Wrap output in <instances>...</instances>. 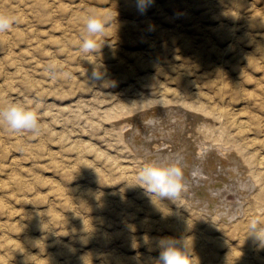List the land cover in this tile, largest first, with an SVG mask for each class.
<instances>
[{
  "label": "rangeland",
  "instance_id": "rangeland-1",
  "mask_svg": "<svg viewBox=\"0 0 264 264\" xmlns=\"http://www.w3.org/2000/svg\"><path fill=\"white\" fill-rule=\"evenodd\" d=\"M0 13L14 17L7 33H0V107L39 102L41 123L38 135L14 133L0 123V264H86L89 258L87 264H154L159 240L171 236L189 239L198 264L264 263V244L249 230L255 219L264 226V180L251 178L253 187L247 186L236 216L225 220L201 210L184 191L175 202L152 196L137 185V173L160 140L143 142L134 125L139 113L155 112L157 101L201 106L204 112L189 110L184 134L199 126L209 139L224 134L254 154L253 167L264 170V0H150L144 10L138 0H0ZM90 14L112 22L96 37V53L85 55L80 44ZM185 39H193L189 48ZM94 65L101 78L93 77ZM118 230L124 232L119 236Z\"/></svg>",
  "mask_w": 264,
  "mask_h": 264
},
{
  "label": "bare ground",
  "instance_id": "bare-ground-1",
  "mask_svg": "<svg viewBox=\"0 0 264 264\" xmlns=\"http://www.w3.org/2000/svg\"><path fill=\"white\" fill-rule=\"evenodd\" d=\"M197 16V15H196ZM237 18V16H236ZM165 26V25H164ZM182 28V27H181ZM185 31V30H184ZM231 31V30H230ZM229 31V32H230ZM227 32V33H229ZM7 33V32H6ZM232 33V32H230ZM125 34V33H124ZM237 34V33H236ZM175 35V34H174ZM180 35V34H179ZM154 36V35H153ZM233 36V34H232ZM234 36H235V32H234ZM11 37V36H10ZM9 37V38H10ZM141 37V36H140ZM183 37L185 38V36L183 35L182 36V39ZM236 37V36H235ZM237 38V37H236ZM184 40V39H183ZM191 40L193 39H185V46L187 45L188 48L189 46L191 45ZM235 40V38H234ZM165 41V40H164ZM233 41V40H232ZM237 41V40H236ZM230 42V41H229ZM232 43V42H231ZM194 44V43H193ZM195 46V45H194ZM13 47V46H12ZM197 48V47H196ZM229 48V47H227ZM191 49V48H190ZM148 50V49H147ZM204 50V49H203ZM222 50V49H221ZM11 51V50H10ZM199 52V51H198ZM201 52V51H200ZM54 53V52H53ZM198 54V53H197ZM4 55V54H3ZM148 56V55H147ZM139 57V56H138ZM151 57V56H150ZM159 57V56H157ZM18 58V57H16ZM204 58V57H203ZM207 59V58H206ZM138 60V58H137ZM143 60V59H142ZM223 60V59H222ZM139 61V60H138ZM159 61V60H158ZM208 61V60H207ZM210 61V60H209ZM137 62V61H136ZM188 62V61H187ZM139 63V62H137ZM141 63V61H140ZM184 63V61H183ZM4 64V63H3ZM189 64V63H188ZM187 64V65H188ZM122 65V64H121ZM125 67V66H124ZM136 67L135 65L131 66V68L129 67L128 70L130 72H133L136 70ZM125 69L127 70V66L125 67ZM143 69V68H142ZM179 69V68H177ZM15 70V69H14ZM181 70V69H180ZM183 71V70H182ZM224 72V71H223ZM170 74V73H169ZM181 74H179L180 76ZM185 74H183L184 76ZM141 77V76H140ZM181 77V76H180ZM216 77V76H215ZM182 78V77H181ZM29 80V79H28ZM72 80V79H71ZM33 81V80H32ZM31 81V82H32ZM3 82V81H2ZM225 82V81H224ZM222 82V83H224ZM189 83V82H188ZM1 86V85H0ZM222 87V85H221ZM2 88V87H1ZM222 90H223V87H222ZM15 91V90H14ZM170 91V90H169ZM10 92V91H9ZM177 94V93H176ZM175 94V95H176ZM199 94V93H198ZM164 100V99H163ZM173 100V99H172ZM1 102V101H0ZM176 102V101H175ZM146 103V102H145ZM158 103V101H157ZM155 104L154 105V109L153 106H152V110L154 109L155 112H150L149 110H146L144 112H141L139 113L137 116H136V120H135V124L136 125V133H139L140 132V135L137 134V136L139 135L140 136V139L142 138V141H146V140H149V139H152L155 137V140L159 139L160 140V143L159 145H156V147L153 149L154 151H149L147 153H145L146 156H148V158L150 160L152 159H156L158 160V162L161 160L162 157L164 156H175L179 159H181L183 162H184V166L187 170L188 173H191V172H196L198 173V175L195 177V178H189V181H188V187L186 188V190L184 192H186V195L188 198L190 197L192 202H194V204L199 207L201 210L205 211L206 213L210 214V215H214L215 217H221L223 218V220L225 219H228L229 217H232V216H236L237 214V209H238V205L239 203L243 204L242 203V200L244 201L243 198H245L248 191L247 189L250 188V187H253V183L251 182L252 179L256 180L257 182H261L264 180V170H258L256 169L255 167H253L254 163H255V155L254 154H247L245 153V149L242 147V145H240L239 143H231L230 141L226 140L225 138H223V135H221L220 133V136L219 137H213L211 139H209L207 137V135L205 133H203L201 130H200V126L199 128H193L190 130L189 134H184L185 133V129H186V126L185 123L189 122L191 120L190 117V114H189V110L190 109H193V111L195 112L194 108H193V104H189V106H187V108H181L178 104H177V107L175 106H163L161 104ZM160 103V102H159ZM177 103V102H176ZM179 103V102H178ZM187 103V102H186ZM205 104V103H204ZM161 105V106H160ZM193 105V106H192ZM149 106V105H147ZM150 107V106H149ZM210 107V106H209ZM147 108V107H146ZM181 108V109H180ZM196 111L199 110V112L201 110H203V108H201V106H197L196 108ZM191 111V110H190ZM205 110H203L204 112ZM221 112V111H220ZM191 113V112H190ZM223 113H224V110H223ZM229 113V112H228ZM192 114V113H191ZM194 114V113H193ZM203 114V113H202ZM132 115V114H131ZM113 116V115H112ZM189 116V117H188ZM134 117V116H133ZM210 118V117H209ZM197 120V119H196ZM216 120V119H215ZM132 121V120H131ZM134 121V120H133ZM195 121V120H194ZM244 124V123H243ZM131 125V123H130ZM139 125V126H138ZM239 125H240V122H239ZM242 125V124H241ZM240 125V126H241ZM133 126V125H132ZM202 126V125H201ZM204 126V125H203ZM248 126V125H247ZM187 130L189 129V126H187ZM249 127V126H248ZM131 128V127H128V129ZM145 128H146V133L143 135V129H144V132H145ZM190 128H192L190 126ZM206 128V127H205ZM241 128V127H240ZM138 129H141L142 131L138 130ZM202 129V128H201ZM209 129V128H208ZM187 130H186V133H187ZM207 130V129H206ZM240 130V129H239ZM189 131V130H188ZM205 131V130H204ZM142 132V134H141ZM232 132V131H231ZM237 132V131H236ZM21 133V132H20ZM135 133V134H136ZM149 133H152L151 135ZM224 133V132H223ZM239 133V131H238ZM241 133V132H240ZM239 133V134H240ZM1 134V133H0ZM42 134V133H41ZM154 134V136H153ZM184 134V135H183ZM21 135V134H20ZM148 135H150V137H148ZM226 135V134H225ZM4 137V136H3ZM134 137V136H133ZM136 137V136H135ZM134 137V139H135ZM245 137V136H244ZM243 137V138H244ZM252 137V136H251ZM137 138V137H136ZM157 138V139H156ZM257 138V137H256ZM4 139V138H3ZM138 139V138H137ZM240 139V138H238ZM153 140V139H152ZM241 140V139H240ZM247 140V138H246ZM143 141V142H144ZM232 141V140H231ZM239 141V140H238ZM135 144H136V147L138 148H142L141 145L139 144V140H135L134 141ZM148 143V142H147ZM263 143V142H261ZM9 145V143H8ZM149 145V144H148ZM257 145V144H256ZM30 146V145H29ZM256 148V147H255ZM16 149V148H15ZM39 149V148H38ZM254 151V150H253ZM262 152V151H261ZM258 154V153H257ZM261 153H259L258 155H260ZM55 155V154H53ZM85 155V154H84ZM7 156V155H6ZM257 156V155H256ZM17 159V158H16ZM260 163H264V156L263 158L260 159ZM19 161V159H18ZM51 161V160H50ZM12 163V162H11ZM15 163V162H14ZM18 163V162H17ZM16 165V164H15ZM1 166V165H0ZM16 167V166H15ZM82 167L84 170H88V164L86 162H82ZM236 167V169L234 168ZM1 168V167H0ZM129 168V167H128ZM124 170V169H123ZM130 171V170H129ZM39 172V171H38ZM12 173V172H11ZM85 173V172H84ZM89 173V172H88ZM87 173V174H88ZM63 174V173H62ZM18 175V174H17ZM69 175V174H68ZM130 175V174H129ZM13 176V175H12ZM15 176V175H14ZM13 176V177H14ZM66 176V175H65ZM17 178V177H16ZM15 178V179H16ZM252 178V179H251ZM14 179V178H12ZM18 179V178H17ZM90 180V179H89ZM58 181V180H57ZM16 182V181H15ZM255 182V181H254ZM40 183V182H39ZM108 183V182H107ZM133 183V182H132ZM256 183V182H255ZM263 184V183H262ZM250 186V187H247V186ZM257 185V184H255ZM18 186V185H17ZM3 187V186H2ZM81 187V186H80ZM245 187L244 190H242L243 188ZM255 187V186H254ZM14 188V187H13ZM39 188V187H38ZM88 188V187H87ZM91 188V187H90ZM230 189V190H227V189ZM59 189V188H57ZM66 190V189H65ZM83 190V189H82ZM139 190V189H138ZM252 190V189H251ZM31 191V190H30ZM88 191V190H87ZM91 191V190H90ZM137 192V191H136ZM135 192V193H136ZM183 192V193H184ZM251 192V191H250ZM261 192V191H260ZM15 193V192H14ZM83 194V192H81ZM252 193V192H251ZM254 193V192H253ZM146 194V193H144ZM148 194V193H147ZM261 193L258 194V196L260 195ZM51 195V194H50ZM85 195V194H84ZM88 195V194H87ZM86 195V196H87ZM138 195V194H137ZM230 195H232V197H230ZM248 195V194H247ZM81 196V195H80ZM89 196V195H88ZM251 196V195H250ZM249 196V197H250ZM97 197V196H96ZM109 197V196H108ZM148 197V195L146 196ZM5 198V197H4ZM12 198V197H11ZM79 198H82V197H79ZM86 198V197H85ZM90 198V196L88 197ZM105 198V197H104ZM103 198V199H104ZM112 198V197H111ZM149 198V197H148ZM155 198V197H154ZM251 198V197H250ZM83 199V198H82ZM102 199V198H101ZM140 199V198H139ZM147 199V198H146ZM227 199V200H226ZM259 199V198H257ZM8 200V199H6ZM86 200V199H85ZM96 200V199H95ZM150 200V199H149ZM151 200L153 201V199L151 198ZM157 200V199H156ZM159 200V199H158ZM252 199H250L251 201ZM256 200V199H255ZM81 201V199H80ZM83 201V200H82ZM104 201V200H103ZM101 201V202H103ZM113 201V200H112ZM120 201V200H119ZM127 201V200H126ZM146 201V200H144ZM143 201V202H144ZM246 201V200H245ZM248 201V200H247ZM246 201V202H247ZM28 202V201H27ZM53 202V201H52ZM83 202H86V201H83ZM105 202V201H104ZM107 202V201H106ZM124 202V201H123ZM139 202V201H138ZM141 202V203H143ZM148 202V201H147ZM164 202V201H163ZM79 203V202H78ZM96 203V202H95ZM113 203V202H112ZM118 203V202H117ZM126 203V202H125ZM149 203V202H148ZM158 203V202H157ZM191 203V202H190ZM217 203H220L223 208L222 209H216V205ZM254 203V202H253ZM98 204V203H96ZM101 203H99L100 205ZM138 204V203H137ZM155 204V203H153ZM163 205L165 203H162ZM179 204V203H178ZM240 204V205H241ZM5 205V204H4ZM112 205V204H111ZM151 205V204H150ZM166 205V204H165ZM193 205V204H192ZM220 205V206H221ZM249 205V204H248ZM87 206V205H86ZM119 206V205H118ZM127 206V205H126ZM154 206V205H153ZM152 206V207H153ZM156 206V204H155ZM181 206V205H180ZM247 206V205H246ZM250 206V205H249ZM75 207V206H74ZM84 207V206H83ZM100 208H102L101 206H99ZM104 207V206H103ZM108 207V206H107ZM125 207V206H124ZM123 207V208H124ZM151 207V209H152ZM159 207V206H158ZM172 207V206H171ZM5 208V207H4ZM11 208V207H10ZM85 208V207H84ZM106 208V207H105ZM110 208V207H108ZM114 208H118L117 206H115ZM167 208V207H166ZM170 208V207H169ZM245 208V207H244ZM92 209V208H90ZM115 209V210H116ZM150 209V208H149ZM156 209V208H155ZM159 209V208H158ZM162 208H160L161 210ZM173 209V208H171ZM252 209V208H251ZM6 210V208L4 209ZM109 210V209H107ZM154 210V208H153ZM157 210V209H156ZM154 210V211H156ZM165 210V209H164ZM176 210V209H175ZM199 210V209H198ZM237 210V211H236ZM244 210V209H243ZM46 211V210H45ZM48 211V210H47ZM59 211V210H58ZM85 211V210H84ZM132 211V210H131ZM149 211V210H148ZM172 211V210H171ZM242 211V210H241ZM252 211V210H250ZM51 212V211H50ZM80 212V211H79ZM111 212V211H110ZM113 212V211H112ZM134 212V211H133ZM150 213L153 212V211H149ZM170 212V211H169ZM199 212V211H198ZM244 212V211H242ZM249 212V211H248ZM95 213V212H94ZM202 213V211H201ZM200 213V214H201ZM115 214V213H114ZM126 214V213H125ZM166 214V213H165ZM169 214V213H167ZM171 214V213H170ZM176 214V213H175ZM180 214V213H179ZM177 214V215H179ZM207 214V215H208ZM241 214V213H240ZM251 214V213H250ZM48 215V214H47ZM127 215V214H126ZM142 215V214H141ZM149 215V214H148ZM147 215V216H148ZM204 215V214H203ZM256 215V214H255ZM260 215V214H259ZM264 215V214H263ZM64 216V215H63ZM62 216V217H63ZM155 216V215H154ZM165 216V215H164ZM168 216V215H167ZM246 216V215H245ZM50 217V216H49ZM57 217V216H56ZM101 217V216H99ZM126 217V216H125ZM124 217V218H125ZM153 217V216H152ZM180 217V216H179ZM178 217V219H179ZM254 217V216H253ZM65 218V217H64ZM98 218V217H97ZM133 218V216H132ZM151 218V217H150ZM164 218V217H163ZM171 218V217H170ZM214 218V217H213ZM2 219V218H1ZM35 219V218H34ZM51 219V218H50ZM57 219V218H56ZM123 219V218H122ZM131 219V217H130ZM169 218H167L166 220H168ZM175 219V218H174ZM177 219V220H178ZM253 219V218H252ZM47 220V219H46ZM98 220V219H97ZM105 221V219L102 218V221ZM128 220V219H127ZM144 220V219H143ZM164 220V219H163ZM176 219L174 220V223L175 221H177ZM180 220V219H179ZM232 220V219H231ZM257 220V219H255ZM88 221V220H87ZM90 221V220H89ZM95 221V220H94ZM100 221V220H99ZM107 221V220H106ZM105 221V222H106ZM125 221V220H123ZM129 221V220H128ZM133 221V220H132ZM154 221V220H153ZM181 221V220H180ZM179 221V222H180ZM247 221V220H246ZM251 221V220H250ZM40 222V221H39ZM58 222V221H57ZM56 222V223H57ZM93 222V221H92ZM130 222V221H129ZM142 222V221H141ZM165 222V221H164ZM171 222V221H170ZM183 222V221H182ZM181 222V223H182ZM191 222V221H189ZM37 223V222H36ZM84 223L87 224V222H83L81 225L83 226ZM102 223V222H101ZM121 223V221H120ZM118 224L121 226V224ZM132 223V222H131ZM144 223V221H143ZM154 223V222H153ZM166 223V222H165ZM168 223V222H167ZM185 223V222H184ZM246 223V222H245ZM250 223V222H249ZM248 223V224H249ZM106 224V223H105ZM127 224V223H126ZM133 224V223H132ZM136 224V223H135ZM145 224V223H144ZM148 224V223H147ZM145 224V225H147ZM170 225L172 223H169ZM188 224V223H187ZM192 224V222H191ZM195 224V222H194ZM26 225V224H25ZM30 225V224H29ZM97 225V224H96ZM103 225V224H102ZM108 225V224H107ZM129 225V224H128ZM143 225V224H142ZM144 225V226H145ZM152 225V224H151ZM150 225V226H151ZM193 225V224H192ZM241 225V224H240ZM88 225H86L87 227ZM132 226V225H131ZM130 226V227H131ZM138 226V225H137ZM140 226V225H139ZM167 226V225H166ZM177 226V225H176ZM179 226H180V223H179ZM188 226V225H187ZM190 226V225H189ZM194 226V225H193ZM192 226V227H193ZM196 226V225H195ZM2 227V226H1ZM52 227V226H51ZM89 227V226H88ZM92 227V225H91ZM95 227V226H94ZM117 227V225H116ZM126 227V226H125ZM133 227V226H132ZM142 227V226H140ZM174 226H168L167 228H172ZM191 227V226H190ZM191 227V228H192ZM200 227V226H199ZM209 227V226H208ZM62 228V227H61ZM81 228V227H80ZM93 228V227H92ZM124 228V227H123ZM135 228V227H134ZM147 228V227H146ZM151 228V227H150ZM157 228V227H156ZM177 228V227H176ZM186 228V226H185ZM188 228V227H187ZM194 228V227H193ZM239 228H241L239 226ZM250 228V227H249ZM83 229V228H81ZM87 228H85L86 230ZM100 229V227H99ZM132 229V228H131ZM138 229V227H137ZM140 229V228H139ZM138 229V230H139ZM154 229V228H153ZM162 229V228H161ZM175 229V228H174ZM206 229V228H205ZM246 229V228H245ZM31 230V229H30ZM47 230V229H46ZM98 230V228H97ZM96 230V231H97ZM125 230H128L127 228ZM136 230V229H135ZM144 230V229H143ZM148 230V229H147ZM157 230L159 231V228H157ZM170 230V229H169ZM173 230V228H172ZM190 230V229H189ZM210 230V229H209ZM71 231V230H70ZM130 231V230H129ZM134 231V229L132 230ZM142 231V230H141ZM175 231V230H174ZM192 230H190L189 232H191ZM225 231V230H224ZM31 232V231H30ZM73 232V231H72ZM119 232V230L117 231V233ZM122 233L124 232L123 230L121 231ZM173 232V231H171ZM178 231H176L177 233ZM185 232V231H184ZM194 232V231H193ZM200 232V231H199ZM208 232V230H207ZM222 232V231H221ZM248 232V231H247ZM54 233V232H53ZM87 233V232H86ZM89 233V232H88ZM92 233V232H90ZM95 233V232H94ZM94 233L92 234L94 236ZM122 233H118L119 236L120 234ZM134 233H136L134 231ZM141 233V232H140ZM147 234V232H145ZM187 233V232H186ZM198 233V232H197ZM206 233V232H205ZM224 233V232H222ZM249 233V232H248ZM126 234V233H125ZM129 234V233H128ZM144 234V233H143ZM151 234V233H150ZM172 234V233H171ZM194 234V233H193ZM212 234V232L210 233ZM209 236H212L210 235ZM215 234V233H214ZM225 234V233H224ZM137 235V234H136ZM153 235V234H152ZM151 235V236H152ZM169 235V234H168ZM172 235H175L174 232ZM178 235V234H176ZM184 235V233H183ZM195 235V234H194ZM90 236V234H89ZM127 236V235H126ZM141 236V235H140ZM150 236V235H149ZM149 236H146V237H149ZM167 236V235H166ZM179 236V235H178ZM181 236V235H180ZM186 236V235H185ZM184 236V237H185ZM202 236V235H201ZM214 236V235H213ZM242 236V235H241ZM11 237V236H10ZM19 237V236H18ZM39 237V236H38ZM122 237V236H121ZM131 237V236H130ZM172 237V236H171ZM183 237V236H182ZM205 237V236H203ZM244 237V236H242ZM126 238V237H125ZM154 238V237H152ZM175 238V237H174ZM196 238V237H195ZM208 238V237H206ZM226 238V237H225ZM20 239V238H19ZM74 239V238H73ZM105 239V238H104ZM113 239V237H112ZM124 239V238H123ZM138 239V237H137ZM191 239V238H190ZM204 239V238H203ZM202 239V240H203ZM223 239V238H222ZM243 239V238H241ZM31 240V239H30ZM110 240V239H109ZM140 240V239H139ZM201 240V239H200ZM201 240V241H202ZM213 240V239H212ZM215 240V239H214ZM228 240V239H227ZM245 240V239H244ZM249 240V239H247ZM87 241V240H86ZM89 241V240H88ZM136 241V240H135ZM150 241H153L150 239ZM50 242V241H49ZM96 242V241H95ZM114 242V241H113ZM117 242V241H116ZM128 242V241H127ZM143 242V240H142ZM147 241H145L146 243ZM149 242V241H148ZM195 242V241H194ZM203 242V241H202ZM205 242V240H204ZM203 242V243H204ZM212 242V241H211ZM214 242V241H213ZM221 242V241H220ZM219 242V243H220ZM224 242V241H223ZM245 242V241H244ZM83 243V242H82ZM121 243V242H120ZM124 243V242H123ZM122 243V244H123ZM151 243V242H150ZM159 243V242H158ZM217 242V244H219ZM228 243V242H227ZM234 243V241H233ZM239 243V242H238ZM243 243V242H242ZM27 244V243H26ZM51 244V243H50ZM85 244V243H84ZM125 244V243H124ZM139 244V243H138ZM141 244V243H140ZM139 244V245H140ZM144 244V243H142ZM147 244V243H146ZM152 244V243H151ZM200 244V243H199ZM207 244V243H206ZM249 246H250V243H248ZM253 244V243H252ZM258 244V243H257ZM260 244V242H259ZM102 245V244H101ZM153 245V244H152ZM193 245V244H192ZM191 245V246H192ZM212 245V244H210ZM228 246V244H226ZM237 245V244H236ZM240 245V244H239ZM254 245V244H253ZM253 245H251V247H254ZM10 246V245H9ZM37 246V245H36ZM94 246V245H93ZM92 246V247H93ZM96 246V245H95ZM108 246V245H107ZM106 246V247H107ZM122 246V245H121ZM138 246V245H137ZM148 246V245H147ZM201 246V245H200ZM207 246V245H206ZM218 246V245H217ZM257 246V245H256ZM3 247V246H2ZM13 247V246H12ZM26 247V246H25ZM84 247V246H83ZM130 247V246H129ZM146 247V246H145ZM157 247V246H156ZM155 247V248H156ZM203 247V246H202ZM205 247V245H204ZM208 247V246H207ZM212 247H215L216 246H212ZM211 247V248H212ZM220 247V246H219ZM244 247V246H243ZM250 247V248H251ZM263 247V246H261ZM260 247V248H261ZM27 248V247H26ZM46 248V247H45ZM68 248V247H67ZM73 248V247H72ZM152 248V247H151ZM249 248V247H248ZM255 248V247H254ZM3 249V248H2ZM6 249V248H4ZM23 249V248H22ZM65 248H63L64 250ZM141 249V248H140ZM197 249V248H196ZM243 249V248H242ZM241 249V250H242ZM263 249V248H261ZM67 250V249H66ZM70 250V248H69ZM66 251L65 253L69 252ZM74 250V249H73ZM80 250V249H79ZM145 250V249H144ZM150 250V249H149ZM156 250L158 249H155L154 250V253L156 252ZM203 250V249H202ZM223 250V249H222ZM259 250V249H258ZM22 251V250H21ZM86 251V250H85ZM94 251V250H93ZM92 251V252H93ZM105 251V250H104ZM151 251V250H150ZM153 251V250H152ZM160 251V250H159ZM195 251V250H194ZM209 251V250H207ZM220 251V250H218ZM247 251V250H246ZM251 251V250H250ZM253 251V250H252ZM259 251H263V250H259ZM28 252V251H27ZM71 252V251H70ZM69 252V255H71ZM74 252L76 253V251L74 250ZM73 252V253H74ZM95 252V251H94ZM93 252V253H94ZM231 252V251H230ZM242 252V251H241ZM257 252V251H256ZM89 253V252H88ZM87 253V254H88ZM91 253V254H93ZM102 253V252H99V254ZM109 253V252H108ZM129 253V252H128ZM137 253V252H136ZM149 253V252H147ZM213 253V251H212ZM215 253V252H214ZM229 253V252H228ZM255 253V252H254ZM253 253V254H254ZM26 254V253H25ZM84 254V253H83ZM82 254V255H83ZM135 254V253H134ZM138 254V253H137ZM152 254V253H151ZM150 254V255H151ZM195 254V253H193ZM208 254V252H207ZM217 254V253H216ZM221 254V253H220ZM230 254V253H229ZM237 254V253H236ZM239 254V253H238ZM241 254V253H240ZM244 254V253H243ZM249 254V252H248ZM6 255V254H5ZM15 255V254H13ZM40 255V254H39ZM68 255V254H67ZM90 256V254H88ZM96 255V252L94 254V256ZM104 255V254H103ZM102 255V256H103ZM111 255H113L111 253ZM141 255V254H140ZM159 255V254H158ZM196 255V254H195ZM201 255V254H200ZM219 255V254H218ZM252 255V253L250 254ZM72 256V255H71ZM85 256V255H84ZM107 258H108V255H106ZM105 256V257H106ZM139 256V255H138ZM144 256V255H143ZM142 256V257H143ZM198 256V255H197ZM205 256V255H204ZM203 256V257H204ZM207 256V255H206ZM216 257V255H214ZM245 256V255H244ZM243 256V257H244ZM258 256V255H257ZM93 257V256H91ZM97 258H99V256H96ZM112 257V256H111ZM115 257V256H114ZM114 257L112 259H114ZM130 257V256H129ZM134 257V256H133ZM132 257V259H133ZM141 257V258H142ZM151 259H152V256H150ZM212 257V255H211ZM218 257V256H217ZM225 257V256H224ZM237 259H238V256L236 255ZM242 257V256H240ZM255 259L256 256H254ZM261 257V256H260ZM42 258V257H41ZM49 258V257H48ZM78 258V256H77ZM86 260H87V257H85ZM101 258V257H100ZM116 258V257H115ZM146 259L148 257H145ZM157 258V256H156ZM90 259V258H89ZM88 259V260H89ZM106 259V258H105ZM123 259V258H122ZM132 259L128 260V261H131L132 262ZM149 258V260H151ZM155 259V258H154ZM204 259V258H203ZM214 259V258H213ZM211 261V258H210V261L215 263L214 261ZM216 259V258H215ZM214 259V260H215ZM246 259V258H245ZM254 259V258H253ZM40 260V259H39ZM50 259H48V262H49ZM87 260V262H88ZM116 260V259H114ZM121 260V259H120ZM119 260V262H120ZM127 260V259H126ZM148 260V259H147ZM146 260V261H147ZM200 260V258H198V261ZM206 260V259H205ZM226 259H224L225 261ZM240 260V259H239ZM243 260V259H242ZM248 260V259H247ZM260 260V259H259ZM264 260V259H263ZM262 260V261H263ZM118 261V260H117ZM116 261V262H117ZM134 261V259H133ZM145 261V259H144ZM201 261V260H200ZM203 261V260H202ZM219 261V260H217ZM222 261V260H220ZM246 261V260H245ZM253 261V260H252ZM45 262V261H43ZM53 262V261H52ZM86 262V261H85ZM86 262V264H87ZM93 262V260L91 261ZM114 262V261H113ZM112 262V263H113ZM122 262V260H121ZM204 262V261H203ZM209 262V261H208ZM236 261H234L233 263H235ZM244 262V261H243ZM249 262V260H248ZM247 262V263H248ZM254 262V261H253ZM258 262V260H257ZM62 263V262H61ZM90 263V262H89ZM95 263V262H94ZM107 263V262H106ZM109 263V261H108ZM111 263V262H110ZM144 263V262H142ZM146 263V262H145ZM144 263V264H145ZM150 263V262H148ZM199 263V262H198ZM226 263V261H225ZM230 263V262H229ZM259 263H261V261H259ZM13 264V263H12ZM15 264V263H14ZM92 264V263H90ZM127 264V262L125 263ZM130 264V263H129ZM134 264V262H133ZM135 264H141L140 262H135ZM155 264V263H154ZM205 264V263H204ZM207 264V263H206ZM216 264V263H215ZM219 264V262H218ZM221 264V263H220ZM224 264V263H222ZM232 264V263H231ZM236 264V263H235ZM237 264H239L237 262ZM245 264V263H244ZM264 264V263H262Z\"/></svg>",
  "mask_w": 264,
  "mask_h": 264
},
{
  "label": "clouds",
  "instance_id": "clouds-1",
  "mask_svg": "<svg viewBox=\"0 0 264 264\" xmlns=\"http://www.w3.org/2000/svg\"><path fill=\"white\" fill-rule=\"evenodd\" d=\"M150 0H138V8L144 10ZM112 22L111 18L90 14L86 18L84 35L80 44V51L85 54H95L98 41L96 37L105 31L106 26ZM14 23V17L0 13V33L8 31ZM51 78L57 77L55 64L48 65ZM93 77L101 78L100 66H93ZM29 107L23 102H10L0 107V123L14 133L29 132L38 135L41 131L38 109ZM196 172L188 173L184 162L175 156H164L158 162L156 159L148 160L145 166L137 173V185L144 188L152 196L160 199L176 201L188 187L189 178H195ZM250 235L261 244H264V226L256 220L250 223ZM189 239L178 240L174 237H163L159 240V256L155 264H198L194 256Z\"/></svg>",
  "mask_w": 264,
  "mask_h": 264
}]
</instances>
